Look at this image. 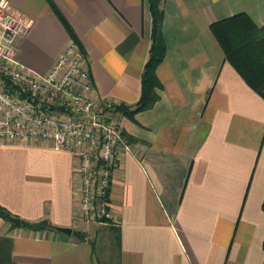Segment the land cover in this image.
Wrapping results in <instances>:
<instances>
[{
  "label": "crops",
  "instance_id": "crops-1",
  "mask_svg": "<svg viewBox=\"0 0 264 264\" xmlns=\"http://www.w3.org/2000/svg\"><path fill=\"white\" fill-rule=\"evenodd\" d=\"M8 2L29 22L18 62L44 74L74 42L94 94L134 106L151 42L147 0ZM160 6L159 98L132 119L117 115L128 149L108 188L112 220L81 219L71 153L41 139L0 143V205L24 221L46 219L39 229L0 217V264H264V99L210 30L239 12L261 26L264 0Z\"/></svg>",
  "mask_w": 264,
  "mask_h": 264
},
{
  "label": "built area",
  "instance_id": "built-area-1",
  "mask_svg": "<svg viewBox=\"0 0 264 264\" xmlns=\"http://www.w3.org/2000/svg\"><path fill=\"white\" fill-rule=\"evenodd\" d=\"M29 22L0 0V143L41 139L76 158L78 212L85 222L113 217L108 188L122 150L118 102L94 94L83 54L69 42L44 74L15 58Z\"/></svg>",
  "mask_w": 264,
  "mask_h": 264
},
{
  "label": "trees",
  "instance_id": "trees-1",
  "mask_svg": "<svg viewBox=\"0 0 264 264\" xmlns=\"http://www.w3.org/2000/svg\"><path fill=\"white\" fill-rule=\"evenodd\" d=\"M160 2L161 0H147L151 15V42L140 76L139 97L133 107L120 105L116 108L122 115L130 119L136 112L151 108L159 98L158 89L161 88V83L156 75V67L165 55V43L162 35L163 10ZM64 24L76 42L70 27L65 21ZM210 30L219 43L225 59L248 86L264 99V23L257 26L246 13L239 12L210 23ZM126 138L128 141L134 140L128 135ZM261 206L264 209V197ZM10 216L16 215L0 205V217L9 221ZM20 224L36 228L32 222L22 219H20ZM80 236L82 235L80 234Z\"/></svg>",
  "mask_w": 264,
  "mask_h": 264
},
{
  "label": "water",
  "instance_id": "water-1",
  "mask_svg": "<svg viewBox=\"0 0 264 264\" xmlns=\"http://www.w3.org/2000/svg\"><path fill=\"white\" fill-rule=\"evenodd\" d=\"M9 221H11L15 226H20V218L16 216H10ZM33 226L39 229H43L46 227V219H40L38 221L32 222ZM55 229L65 232V233H70V229L66 227H55Z\"/></svg>",
  "mask_w": 264,
  "mask_h": 264
},
{
  "label": "rangeland",
  "instance_id": "rangeland-1",
  "mask_svg": "<svg viewBox=\"0 0 264 264\" xmlns=\"http://www.w3.org/2000/svg\"><path fill=\"white\" fill-rule=\"evenodd\" d=\"M118 103H119V104L116 106V108L119 107L120 105H122V103H120V102H118ZM116 110H117V109H116ZM117 111H118V110H117ZM118 113H119V111H118ZM73 156H74V155H73ZM117 162H118V160H117ZM112 218H113V217H112ZM112 218H111V219H105V218H102L100 222H109V221L112 220ZM100 250H101V249H100V244L97 243L96 254H97V257H98V258H101L100 255H99V254H100Z\"/></svg>",
  "mask_w": 264,
  "mask_h": 264
}]
</instances>
